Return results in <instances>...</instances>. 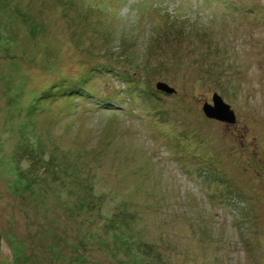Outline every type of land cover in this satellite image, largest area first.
<instances>
[{"label":"rangeland","instance_id":"rangeland-1","mask_svg":"<svg viewBox=\"0 0 264 264\" xmlns=\"http://www.w3.org/2000/svg\"><path fill=\"white\" fill-rule=\"evenodd\" d=\"M0 237V264H264V0H0Z\"/></svg>","mask_w":264,"mask_h":264},{"label":"water","instance_id":"water-1","mask_svg":"<svg viewBox=\"0 0 264 264\" xmlns=\"http://www.w3.org/2000/svg\"><path fill=\"white\" fill-rule=\"evenodd\" d=\"M155 88L165 94L175 93L174 89L161 82L157 83ZM212 103V106L205 104L203 107V113L207 119L231 125L235 123L236 118L234 112L222 101L219 96L214 95Z\"/></svg>","mask_w":264,"mask_h":264},{"label":"trees","instance_id":"trees-1","mask_svg":"<svg viewBox=\"0 0 264 264\" xmlns=\"http://www.w3.org/2000/svg\"><path fill=\"white\" fill-rule=\"evenodd\" d=\"M65 83H66V80H63L62 81V86L57 87L56 90H55V92H54V94L51 95L50 97H52V96L57 97V94H60V96H59L60 98H63L64 97L70 103L72 101L71 99H73V98H79V99H83L84 98V91H85V89L81 85H78L79 83L72 84V86H68L67 88L62 89L61 87H63ZM61 92H62V94H61ZM42 94L45 95L44 96L45 97L44 98V102L45 103H48L46 101L48 99H50V98L45 94L44 91L42 92ZM39 100L40 99H38V101ZM98 209H99V206H94V205L89 204V210H90V212H93V211L98 212ZM1 242H2V240H1V237H0V253H1Z\"/></svg>","mask_w":264,"mask_h":264}]
</instances>
